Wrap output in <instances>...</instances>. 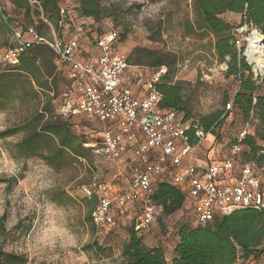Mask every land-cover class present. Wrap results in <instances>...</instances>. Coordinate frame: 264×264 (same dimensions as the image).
<instances>
[{
    "label": "rangeland",
    "instance_id": "374dc122",
    "mask_svg": "<svg viewBox=\"0 0 264 264\" xmlns=\"http://www.w3.org/2000/svg\"><path fill=\"white\" fill-rule=\"evenodd\" d=\"M84 1L57 2L69 19L61 32L77 40L81 58L95 57L98 54L93 45L95 37L115 30L120 36L114 51L134 66L126 76L140 74L145 79L151 72L150 62L155 55L147 59L148 55L142 56V49L175 55L177 61L169 67L173 71L170 77L182 86L190 118L199 120L206 114L222 112L220 125L210 132L213 142L203 145L201 158L209 146L214 147L215 157L226 156L243 130L255 132L258 125L255 116L245 117L235 109L223 110L224 98L234 94L237 81L227 76L226 62L217 58L213 37L195 29L192 0H90L89 4L96 7V17L83 15ZM29 4V10L25 11L10 0H0V8L13 20H18L23 27L38 26L47 37L53 38L56 31L39 23L43 10L40 2L29 0ZM54 13L50 7L43 14L52 26L56 19ZM221 17L234 26L241 56L255 28L242 23L240 14L224 13ZM9 42V32L0 20V69L6 66L2 53ZM54 63L57 65L55 59ZM63 87L64 83L59 80L50 92L37 87H34L37 93L20 88L0 91V249L21 255L22 264H118L139 214L138 204L123 209L124 214L116 216L114 224L95 225L90 218L95 201L85 196V189L101 183L108 186L109 193H119L127 179L116 173L127 170L136 159L127 154L114 165L89 155L85 160L50 166L38 153L22 154L15 146L24 135L21 125L34 113L43 111L46 99H50L46 116L57 110V96ZM262 92L263 86L257 93ZM72 122L74 131L83 138L99 137L95 124L86 116L80 115ZM208 139L212 140L210 135ZM155 213L149 231L139 238L144 246H159L170 263L178 241L177 230L188 217L181 211L164 216L159 207Z\"/></svg>",
    "mask_w": 264,
    "mask_h": 264
},
{
    "label": "trees",
    "instance_id": "16d2710c",
    "mask_svg": "<svg viewBox=\"0 0 264 264\" xmlns=\"http://www.w3.org/2000/svg\"><path fill=\"white\" fill-rule=\"evenodd\" d=\"M10 1L17 8L25 11L30 8L29 0ZM38 1L43 9L41 17H39L40 25L50 26L53 32L56 31L58 37L75 39L61 32L69 19L65 9L64 14L60 13L61 7H58V0ZM89 1L86 0L83 3V15L96 17V7L89 4ZM50 7L55 10L56 19L53 26L49 24L46 17H43V14L48 13ZM192 8L195 29L205 36L213 37V48L217 58L226 62L227 76H232L237 81L234 94L224 98L223 110L224 105L231 102L232 109L230 111L235 109L245 117L253 115L258 120L253 134H246L235 142L241 146V149L234 158L233 171L237 172L242 164L248 162L262 168L264 172V77L259 83L254 79L251 66L237 50L234 26L221 17L224 13L240 14L242 23L256 28L264 35V0H192ZM0 20L10 35V42L4 50L14 45L13 27L20 29L22 38L29 44L18 54V62L15 65H10L2 59L6 66L0 69V91L7 88L12 90L20 88L24 91L29 89L37 93L38 91L34 89L37 87L40 91L50 92L57 87L58 81L61 80L64 87L57 96L58 105L62 93L70 83L67 76L68 67L59 61L58 56L48 45L36 41V38L52 39V37H47L38 29V26L23 27L18 20H13L2 8H0ZM140 51H142L143 57L148 55L147 59L155 55L154 60L150 62L151 67H166V72L156 84V89L161 94L160 107L176 112L182 122L189 121L191 124H199L211 136L212 140L207 138L208 135L206 136L201 146L203 150V145L206 142H210V144L213 142L214 136L210 132L220 125L222 112L206 114L199 120L191 119L187 102L182 93V86L180 83L173 82L170 77L173 71L169 70V67L176 64V56L145 49ZM54 59L57 61V65L54 63ZM262 86L263 92L257 93ZM48 106H50V99H46L43 103V111L34 113L27 122L21 125L24 135L15 144L17 150L22 154L38 153L40 158L50 166H62L63 163L69 164L74 160H85L89 155L97 157L90 148L83 144L97 141L99 137L97 139L83 138L73 129L72 121L80 115L63 118L56 114L55 109L51 115L46 116ZM82 115L95 124V131L100 135L101 123L91 115ZM205 152L208 153L206 157L208 159L214 155L215 149L213 146H209ZM88 199L94 200V204L97 202L95 195ZM149 199L155 208H160L164 216L172 215L178 211L187 214V222L181 224L177 230L178 241L174 247V256L169 263L159 246H144L139 237L149 230L138 233L134 230V221L118 264H234L237 260L241 261V264L256 262L264 264L263 211L245 208L228 215H215L211 221L203 225L195 224L193 210L185 193L163 178H157L152 183ZM133 204H138V209H140L139 202ZM111 212L113 224L116 216L124 214L123 208L115 206H112ZM96 245V243L92 244V247L95 248ZM23 262L24 258L21 255L4 252L0 249V263L22 264Z\"/></svg>",
    "mask_w": 264,
    "mask_h": 264
},
{
    "label": "built area",
    "instance_id": "2783aa9c",
    "mask_svg": "<svg viewBox=\"0 0 264 264\" xmlns=\"http://www.w3.org/2000/svg\"><path fill=\"white\" fill-rule=\"evenodd\" d=\"M60 13H65L64 8H60ZM12 32L14 45L3 51L2 59L15 65L18 54L29 44L19 28L13 27ZM118 39L115 30L104 32L95 39L98 54L81 58L76 39L56 35L52 39L36 38L37 42L48 45L68 67L70 83L62 93L56 114L63 118L88 114L101 123L99 139L83 144L95 156L114 165L127 154L136 159L127 170L116 173L127 179L119 193H109L108 186L101 183L85 189L86 197L97 195L90 214L92 222L99 226L111 225L112 206L126 209L139 202L134 230L147 232L155 220V207L149 194L157 178L165 179L185 193L195 224L203 225L215 215H228L245 208L264 212L263 169L247 162L237 172L233 171L234 158L241 149L239 144H234L226 156L213 155L206 159L208 153L204 152L201 158V146L208 133L199 124L182 122L176 112L160 107L161 94L156 84L166 67H151L145 79L140 74L126 76L134 66L114 51ZM235 43L237 47V40ZM241 56L251 66L254 79L261 82L264 72L247 61L246 51ZM231 109V102H227L224 111ZM246 134L249 132L243 130L239 140ZM240 262L237 260L234 264Z\"/></svg>",
    "mask_w": 264,
    "mask_h": 264
},
{
    "label": "bare ground",
    "instance_id": "6f19581e",
    "mask_svg": "<svg viewBox=\"0 0 264 264\" xmlns=\"http://www.w3.org/2000/svg\"><path fill=\"white\" fill-rule=\"evenodd\" d=\"M246 54L249 61L254 63L255 68L264 72V35L256 28L252 29L249 35Z\"/></svg>",
    "mask_w": 264,
    "mask_h": 264
}]
</instances>
